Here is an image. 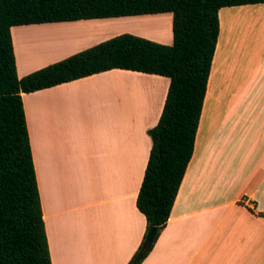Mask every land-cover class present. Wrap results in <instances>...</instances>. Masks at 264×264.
Here are the masks:
<instances>
[{
  "label": "crops",
  "instance_id": "1",
  "mask_svg": "<svg viewBox=\"0 0 264 264\" xmlns=\"http://www.w3.org/2000/svg\"><path fill=\"white\" fill-rule=\"evenodd\" d=\"M242 7L262 24H240L245 40H231L238 51L228 54L220 23L193 158L142 264H264V4ZM92 21L13 27L19 79L123 34L173 44V16ZM169 87L166 77L115 69L23 94L52 264H129L139 250L148 131Z\"/></svg>",
  "mask_w": 264,
  "mask_h": 264
},
{
  "label": "trees",
  "instance_id": "2",
  "mask_svg": "<svg viewBox=\"0 0 264 264\" xmlns=\"http://www.w3.org/2000/svg\"><path fill=\"white\" fill-rule=\"evenodd\" d=\"M264 0H0V264H52L23 94L119 69L158 75L170 87L152 140L137 200L147 220L143 242L129 264H142L166 228L188 166L220 35L222 9ZM172 14L173 44L123 34L22 79L11 29ZM154 241L137 262L148 232Z\"/></svg>",
  "mask_w": 264,
  "mask_h": 264
},
{
  "label": "rangeland",
  "instance_id": "3",
  "mask_svg": "<svg viewBox=\"0 0 264 264\" xmlns=\"http://www.w3.org/2000/svg\"><path fill=\"white\" fill-rule=\"evenodd\" d=\"M249 8H261V7H254L251 6ZM220 23L223 24V44H224V49L226 53L230 54L232 49L233 53H237L238 49L234 45V47L231 46V40L235 41V43H239L240 40H245L246 37V31H240L238 32L239 25L240 24H262L263 21V16L260 14H254L253 12L250 13L248 9H245L244 7L240 8H226L223 9L220 12ZM170 17H172L171 14H165L162 15L161 17L159 16H138V17H133V18H123V19H103V20H94L92 22H95L96 24H170ZM157 22V23H155ZM95 23H90V24H95ZM233 24L232 28L233 30L229 33V25ZM133 29L134 26H131ZM229 34V36H227ZM244 34V35H243ZM261 32H258L257 35H260ZM254 35V28L250 32V36ZM227 36V38H226ZM221 37V34L220 36ZM246 49L244 53H246ZM208 123V121H207ZM204 137L206 134H203Z\"/></svg>",
  "mask_w": 264,
  "mask_h": 264
},
{
  "label": "water",
  "instance_id": "4",
  "mask_svg": "<svg viewBox=\"0 0 264 264\" xmlns=\"http://www.w3.org/2000/svg\"><path fill=\"white\" fill-rule=\"evenodd\" d=\"M156 228L155 227H151L149 232H148V236L146 239V243L144 246L143 251L141 252V254L137 257V262L143 257V255L148 251V249L150 248V246L152 245L153 241H154V237L156 234Z\"/></svg>",
  "mask_w": 264,
  "mask_h": 264
}]
</instances>
